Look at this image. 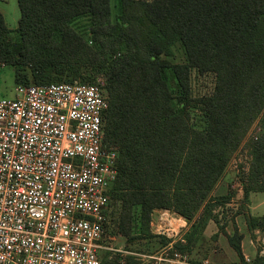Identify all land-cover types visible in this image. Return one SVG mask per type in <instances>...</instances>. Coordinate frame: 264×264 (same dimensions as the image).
Listing matches in <instances>:
<instances>
[{
  "label": "trees",
  "instance_id": "1",
  "mask_svg": "<svg viewBox=\"0 0 264 264\" xmlns=\"http://www.w3.org/2000/svg\"><path fill=\"white\" fill-rule=\"evenodd\" d=\"M16 1L20 18L9 42L3 38L12 33L0 14V62L13 68L15 84L75 78L94 84L80 68L98 70L108 98L104 142L117 151L109 209L121 205L123 225H129L134 209L143 219L169 210L189 223L201 210L186 245H175L189 249L210 221L218 224L215 207L230 203V194L211 193L264 111V0ZM81 20L88 25L79 29ZM177 44L186 63L169 65L164 57L172 56ZM192 70L214 76L209 96H192ZM259 122L261 135L250 144L245 199L264 191L258 186L264 174V116ZM247 225L250 231L264 230V218L249 217ZM241 239L237 229L228 237L235 264H244ZM252 261L264 264L262 258Z\"/></svg>",
  "mask_w": 264,
  "mask_h": 264
},
{
  "label": "built area",
  "instance_id": "2",
  "mask_svg": "<svg viewBox=\"0 0 264 264\" xmlns=\"http://www.w3.org/2000/svg\"><path fill=\"white\" fill-rule=\"evenodd\" d=\"M5 67L0 62V264H101L100 253L111 250L104 225L117 178V151L102 130L107 95L74 81L16 86L8 98ZM158 220L165 234L183 218L164 211ZM186 258L170 245L147 260Z\"/></svg>",
  "mask_w": 264,
  "mask_h": 264
},
{
  "label": "rangeland",
  "instance_id": "3",
  "mask_svg": "<svg viewBox=\"0 0 264 264\" xmlns=\"http://www.w3.org/2000/svg\"><path fill=\"white\" fill-rule=\"evenodd\" d=\"M0 13L3 15L6 29L12 33L8 37L4 36L3 38L9 42L10 37L16 36L15 32L20 18L17 1L0 0ZM76 25L79 29H82L88 24L85 20H81L77 22ZM164 59L169 65L186 63L185 52L180 44L172 48V56L164 57ZM80 73L82 77L93 80L94 84L99 88L103 89L105 86L103 75H101L98 70L83 66L80 68ZM166 73L171 92L173 95H176L178 93V86L174 80L173 73L170 69H167ZM55 81L65 80H53V82ZM75 81L79 82L81 79L75 78ZM214 83L215 80L213 75H200L195 70H192L190 73L191 94L194 98L209 96L213 91ZM30 84H33L32 80ZM16 86L18 85L14 82L13 68L11 66L5 67L2 70V95L11 98L13 96V89ZM260 116H264V111ZM257 120L258 123H256ZM257 120L250 128L239 149L230 158L220 181L211 193V196L214 198L229 194L231 196L229 204L224 207H215L214 209L213 215L217 216L218 224L212 225V223L209 222L208 224H210V226H206L207 228L196 235V239L189 249L185 251L176 249L177 252L187 257V264H235L236 262H234L229 255L227 246H220L226 243L222 242L219 244L213 241V239L217 237L215 232L225 225L224 228H227L231 233L233 226H240L244 229L247 227L243 235L248 237L247 231L250 232V230L247 225V219L249 217L255 219L264 218V191L262 193L252 192L248 195V198L245 199L244 197L245 187H247L246 181L250 174L252 161L250 144L252 141H255L254 137L261 135V123L259 119ZM196 124H199V119ZM258 186L264 188V174L260 175L258 178ZM157 211L161 214L169 210H155L150 214L149 218L143 219L140 210L134 209L128 219L129 225H123L121 205L119 204L117 207L115 204L112 205L106 215V236L103 242V245L111 250H103L100 253L101 264H150L152 260H147L148 257H156L164 252L168 242L172 239L171 231H173V229L163 234L162 226L158 220L160 214H158ZM201 212L200 210L198 213H195L192 219V225H196L199 222ZM176 223L177 226L174 228H180V222ZM164 229V231H166L170 229V227L165 226ZM189 231H191V229ZM125 233L127 235H125ZM249 234L253 238L252 245L258 240V237H260V242H257V246L255 244L254 248L258 251L261 249L264 251V230L256 228ZM199 237L202 238L200 244L197 245ZM174 239L177 240V244H179L181 240L185 239V236L181 232L178 236L174 237ZM223 241L225 240L223 239ZM256 257L262 258L258 252L256 253ZM252 262L249 264H252Z\"/></svg>",
  "mask_w": 264,
  "mask_h": 264
},
{
  "label": "crops",
  "instance_id": "4",
  "mask_svg": "<svg viewBox=\"0 0 264 264\" xmlns=\"http://www.w3.org/2000/svg\"><path fill=\"white\" fill-rule=\"evenodd\" d=\"M157 213H158V211H157ZM158 214H160V213H158ZM211 223H212V225H214L213 222H211ZM180 224H181L180 225L181 226L180 228H178V227L174 228L175 226H177V225H174V224L171 226L172 227L171 229H173V231H171L172 232L171 235L173 236V238L168 242L167 246L165 247V251L168 250V248H169L170 245H172L174 247V249H175V245L177 244V240H175L174 237L178 236V234H180L181 232L183 233L184 236L186 234H188L190 232L189 230L191 229V225L193 223L192 222L189 223V222H187L186 220L183 219V221H181ZM208 226H210V224H207V227ZM235 229H237L238 234L242 237V239H241V248H242V255H243V257H248L252 261L256 257V251H255V249H254V247L252 245L253 238L249 234L252 231H250V232L247 231L248 232V237L243 235V233L245 234V230H247V227H246V229H244V228H242L240 226H237V227L233 226L232 233L227 228H224V230H225L224 232H219L217 230L215 232V234H217V237H216L217 240L216 239H213V241L215 243H219V244H221L222 242L223 243H226V244H223V245H220V246H227V249L229 251V255L231 256V258L233 259L234 262H237L236 261V260H238L237 254L233 251V249L229 246V243H228V237H230V236H232L234 234ZM201 238L199 237V240L197 242V245L200 244ZM223 239L226 242L223 241ZM180 242L181 243H179V244L186 245V240L185 239L184 240H181Z\"/></svg>",
  "mask_w": 264,
  "mask_h": 264
}]
</instances>
